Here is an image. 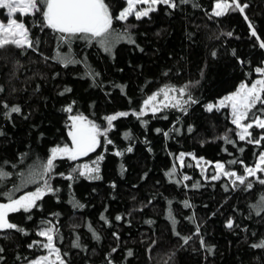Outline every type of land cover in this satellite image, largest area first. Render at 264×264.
Masks as SVG:
<instances>
[{
    "label": "trees",
    "instance_id": "trees-1",
    "mask_svg": "<svg viewBox=\"0 0 264 264\" xmlns=\"http://www.w3.org/2000/svg\"><path fill=\"white\" fill-rule=\"evenodd\" d=\"M108 2L114 15L126 6L125 0ZM195 2L200 7L179 4L177 0V9L160 5L158 11L150 13V18L137 21L129 17L128 23L136 25L130 29L135 44L118 42L111 54L82 40L74 41L70 49L67 44L58 49L57 34L49 29L40 31L38 27H32V34L40 39L36 52L27 50L21 55L14 47L0 50V86L4 89L0 101L21 108V113L13 114L11 121L0 116V131L4 133L0 136V162H10L6 171L11 174L0 185V192L18 188L14 198L42 186L38 176L36 183L25 181L31 173L42 170L52 147L71 146L69 114L63 109L73 101V114H83L105 127L103 117L139 110L149 95L166 84L182 86L192 82L195 84L192 95L199 100L188 106L186 115L171 109L156 116L150 112L141 118L146 125L132 115L119 118L108 133L113 144H104L101 137L102 146L87 157L76 161L58 159L55 172L67 175L73 166L103 155L100 179L80 176L70 181L56 176L51 185L59 192L46 194L37 202L40 208L32 210L31 221L23 213L10 214V219L29 234L11 232L7 238L0 234V247L4 249L0 264H28L29 260L45 254L28 247L33 240L42 239L35 235L41 220H52L59 227L63 240L56 243L62 253H68L64 257L68 264H109V260L112 264H264V250L250 247L264 238V214L256 216L250 208L264 196V186L253 177L249 178L253 182L250 190L242 186L233 188L223 176L217 181L205 179L215 173V162L242 173L241 164L227 162L237 159L253 166L256 163L253 153L258 155L264 149V141L258 148L239 140L236 136L239 130L231 123L229 109L214 107L213 111H206L207 104H218L242 82L250 84L258 79L254 69L264 67V49L251 36L249 23L264 40V0H241L249 5L243 15L237 11L211 18L215 0ZM245 15L248 20L244 19ZM2 17L5 14L0 10ZM20 18L18 14L17 19ZM24 19L29 26L37 21V17ZM113 27L123 31L125 26L114 21ZM228 32L232 36H227ZM56 51L86 57L88 65L99 73L98 86H93L91 78H81L85 72L83 64L64 67L53 60ZM114 85L125 86L124 91ZM65 88L71 92L59 95ZM3 111L0 107V113ZM165 114L168 119L159 118ZM189 127L193 129L191 132L187 131ZM157 128L168 131L169 137L158 134ZM250 131L254 136L264 133L255 127ZM125 132L130 133L131 139L124 138ZM225 134L235 146L225 143L222 139ZM128 147H132V152L126 151ZM116 151L123 155H114ZM181 153L186 154L185 163L192 167L179 166L177 157ZM174 164L177 175L173 179L180 180L182 175L191 179L170 183L165 173ZM257 175L264 177V173ZM196 182L199 188L192 186ZM73 198L84 207H74ZM185 200L191 208L184 207ZM169 201L179 221L176 230L183 236H193L188 245L181 247L182 241L173 234L167 219ZM0 203H7L6 197L0 196ZM101 214L109 223L100 219ZM117 215L122 217L120 221L115 219ZM228 219L233 220V229L226 227ZM149 220L154 223H146ZM89 224L100 236L99 240L88 230ZM197 227L200 236L195 235ZM77 236L82 249L72 247ZM201 237L213 249L211 253L201 248ZM128 251H132L131 257L127 256Z\"/></svg>",
    "mask_w": 264,
    "mask_h": 264
},
{
    "label": "snow or ice",
    "instance_id": "snow-or-ice-1",
    "mask_svg": "<svg viewBox=\"0 0 264 264\" xmlns=\"http://www.w3.org/2000/svg\"><path fill=\"white\" fill-rule=\"evenodd\" d=\"M189 3H192L194 7H200L195 0H179V4ZM125 4L126 6L120 10L118 14L114 15L108 0H0V10H6L7 15L6 21L0 22V50L14 47L20 50L21 55L25 54L27 50L36 52L40 45V39L32 34V27H38L40 31L49 29L52 33L57 34V40L59 41L57 44L58 49L64 44H67L70 49L74 41L82 40L88 46H92L93 44L98 45L104 52L111 54L114 45L118 42L135 44L130 29L135 28L136 25L128 23L129 17H134L135 20L139 21L144 18H150V13L158 11V6L160 5L173 10L177 9L179 6L177 0H125ZM137 5H146V7L137 8ZM248 7L249 5L247 3H241V0H215V5L209 14V18L222 17L237 11L243 15L245 9ZM18 14L21 17L20 19H17ZM24 17H37V21L34 25L29 26ZM244 19L248 20V17L245 15ZM114 21L122 22L125 26L124 30L118 31L115 29L113 27ZM249 28L251 29V36L255 37L256 40L259 41V47L264 49V40H261L260 36H258L254 25L249 23ZM226 35L230 37L232 33L228 32ZM140 50L143 51V49ZM212 56H216L215 51L212 52ZM47 59L48 57H45V60ZM52 59L57 63H61L64 67L83 64L85 72L81 78H91L93 86H98L96 84V77L99 73L95 72L91 66L88 65L86 57L77 58L70 53L64 54L60 51H56ZM17 63L19 62L17 61ZM254 71L261 78L254 80V82L250 84L242 82L233 93L220 99L218 104H207L206 111L211 112L214 107L216 110L229 109L231 123L239 130L236 132V136L239 140L246 141L248 144H252L259 148L262 141H264V133L254 136L250 129L255 127L264 130V118H262L264 117V67H256ZM202 74L203 73H201V75ZM164 75L167 76L168 73L165 72ZM195 83H198V81ZM194 86L195 84L192 82L182 86L166 84L158 91L149 95L143 101V105L139 110H133L131 112L120 111L103 117L106 121L105 127H102L83 114H73L72 104L75 103L74 101L72 104L65 107L63 111L69 114L68 120L71 121L68 126V136L71 139V146L64 145L52 147L49 157L41 166L42 170L38 173H31L29 178L25 181V183H36V177L38 176L39 180L42 181V186L18 198H14V193L18 188H14L13 191L0 192V196H4L7 199V203H0V234H4L3 238H7V235L11 232H17L22 235L29 234L23 226L18 225L10 219V214L23 213L25 214V219L31 221L33 219L31 215L32 210L40 208L37 202L46 194L51 193L55 195L59 192L58 188L54 189L51 185V180L56 176L70 181H74L80 176L90 180L100 179L98 175L100 172L99 164L104 159L103 155H99L97 159L91 161V164L86 162L73 166L67 175L55 172L57 167L55 162L58 159L76 161L81 157L88 156L90 153L95 152L98 147L102 146L101 137L104 138V144H113L114 142L109 138L108 133L114 129V122L119 118H126L132 115L135 116L137 120H141L149 111L153 116H156L157 113L164 112L168 109L177 110L186 115L188 106L199 103L198 98L193 97L191 92V88ZM114 87L120 88L122 92L125 88L123 85H114ZM3 92L4 89L0 86V93ZM66 92H71V89L65 88L59 95L63 96ZM0 107L4 109V111L0 113V116L5 120L11 121L13 114L21 113V108L18 105L10 106L7 102L0 101ZM159 118L166 120L168 116L165 114ZM179 120L180 117H177V123H179ZM244 121L248 122L244 123ZM141 123L144 125L147 124V122L143 120H141ZM173 128L175 129V125ZM175 130L179 131L178 129ZM192 130L191 127L187 129L188 132ZM155 131L158 134L162 133L166 138L169 137L168 131H163L159 128L155 129ZM228 131L231 132L233 129H229ZM3 135V131H0V136ZM124 138L131 139L130 133L125 132ZM222 139L225 143H231L235 146V142L227 134H225ZM132 150V147L126 149L127 152H132ZM149 151H151V149H149ZM239 151L241 153L244 152V148H240ZM113 154L122 156L123 152L116 151ZM185 155L186 154L181 153L177 157L179 166L181 168L192 167L193 165L190 163H185ZM253 155L256 156V163L253 166H248L244 164L242 160L237 159L227 162L228 165L241 164L243 166L242 173L238 174L237 171L226 168L225 163L215 162L213 166L215 173L210 177L205 176V179L217 181L223 176L229 179V183H231L233 188L242 186L245 190H250L253 188V182L249 180V178L253 177L256 182L264 186V177L257 175L258 173H264V149H262L258 155L255 152ZM191 158L197 159L194 156ZM9 163V161L0 162V185L11 175L6 171V166L9 165ZM196 166H199L198 160ZM13 167H15V165H13ZM121 170H124L123 165H121ZM201 172L203 174L204 169H201ZM21 175L23 174L21 173ZM165 175L169 177L170 183L179 184L182 181L191 179L188 175H182L180 180L173 179V177L177 175L175 164ZM22 186L23 185L20 187ZM192 186L199 188L200 184L196 182ZM113 187H115L114 184ZM184 187L187 188L188 185L185 184ZM72 203L74 207H84L83 204L75 201L74 198ZM149 203H151V201H149ZM183 203L185 208L192 207L187 200ZM168 204L167 219L172 225L173 234L182 241L181 247L183 245H188L193 239V236H183L176 230L179 221L173 214L172 201H169ZM250 208L256 216L264 214V196H261L259 202L252 204ZM100 219L106 224L109 223L108 219L103 214H101ZM115 219L120 221L122 217L117 215ZM189 219L194 220L195 218L189 217ZM146 223L152 224L154 222L149 220L146 221ZM87 227L88 230L92 232L93 237L99 240L100 236L97 235L92 225L89 224ZM226 227L228 229H233L234 222L232 219L227 220ZM245 231H247V229H245ZM35 235L42 239L33 240L28 247H35L45 254L38 255L34 259L29 260L28 264H68L64 259L68 253H62L56 243L57 241H62L63 237L60 234L59 227L53 223L52 220H41L36 226ZM113 235L115 236L116 233H113ZM195 235L200 236L199 227L196 228ZM253 235H255V233H253ZM117 239H119L118 236ZM199 242L201 248H204L207 252L211 253L213 251L210 246L206 245L202 237ZM72 247L82 249L79 236L76 237ZM250 247L264 250V238L254 241ZM112 251L115 252L116 249L113 248ZM3 252L4 249L0 247V253ZM132 255V251H128L127 256L131 257ZM17 258L19 259V257ZM2 259L3 257L0 256V260ZM109 264H112L111 260H109Z\"/></svg>",
    "mask_w": 264,
    "mask_h": 264
},
{
    "label": "rangeland",
    "instance_id": "rangeland-1",
    "mask_svg": "<svg viewBox=\"0 0 264 264\" xmlns=\"http://www.w3.org/2000/svg\"><path fill=\"white\" fill-rule=\"evenodd\" d=\"M140 7H146V5H137V8H140ZM2 11V13H4L5 14V17H2V18H0V22H5L6 21V19H7V15H6V10H1ZM259 78H261L260 76L258 77V79ZM230 95V94H229ZM162 99V98H161ZM148 113H150V111L148 112ZM70 123H71V121H69V125H70ZM87 157V156H86ZM83 158H85V157H83ZM80 159H82V157L80 158ZM79 160V159H78ZM94 160V159H93ZM92 160V161H93ZM87 163H89V164H91V161H86ZM85 162V163H86ZM94 166V165H93ZM53 259H54V257H53Z\"/></svg>",
    "mask_w": 264,
    "mask_h": 264
},
{
    "label": "water",
    "instance_id": "water-1",
    "mask_svg": "<svg viewBox=\"0 0 264 264\" xmlns=\"http://www.w3.org/2000/svg\"><path fill=\"white\" fill-rule=\"evenodd\" d=\"M83 158V157H82Z\"/></svg>",
    "mask_w": 264,
    "mask_h": 264
}]
</instances>
